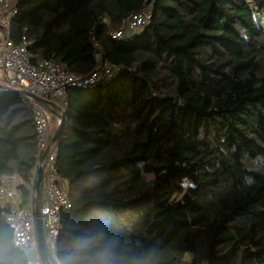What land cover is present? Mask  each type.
<instances>
[{"label":"trees","instance_id":"1","mask_svg":"<svg viewBox=\"0 0 264 264\" xmlns=\"http://www.w3.org/2000/svg\"><path fill=\"white\" fill-rule=\"evenodd\" d=\"M146 5L141 30L109 34ZM10 38L75 74L95 45L119 67L67 90L61 264H264V0H16ZM36 162L30 101L1 91L0 184H19L0 264H28L6 212L28 204Z\"/></svg>","mask_w":264,"mask_h":264},{"label":"built area","instance_id":"2","mask_svg":"<svg viewBox=\"0 0 264 264\" xmlns=\"http://www.w3.org/2000/svg\"><path fill=\"white\" fill-rule=\"evenodd\" d=\"M16 0H0V91L24 90L30 94L52 102L60 100L67 105V90L72 87H83L104 78L112 77L118 66L104 60L102 50L95 45L93 52L96 62L94 68L86 74L70 72L63 64L51 59H41L32 53L28 43L15 44L10 38L11 18L14 14ZM151 5L127 15L119 30H109L112 37H128L141 30L151 18ZM106 23V19H104ZM32 108L36 133L37 162L36 169L43 170L42 181L44 202L39 205L44 241L48 255L54 264L58 260L56 247L57 236L61 228V214L71 207L65 182L56 167L57 146L51 142V122L55 117L56 125L60 117L55 115L54 105L41 103L28 98ZM45 153L43 159L42 155ZM19 179L15 174L3 175L0 184V203L11 202L16 193ZM34 183L31 185V196L27 205L14 204L6 212V222L12 231L13 245L24 252L28 264H42L36 237L34 214Z\"/></svg>","mask_w":264,"mask_h":264},{"label":"water","instance_id":"3","mask_svg":"<svg viewBox=\"0 0 264 264\" xmlns=\"http://www.w3.org/2000/svg\"><path fill=\"white\" fill-rule=\"evenodd\" d=\"M13 93H16L21 96H25L26 98H33L44 104L51 103L49 100L45 98L30 94L29 92L24 91V90H15L13 91ZM53 112L55 115H58L60 117V123L58 124L56 130L53 132L51 136V142H58V139L63 130V121L65 119L66 109L64 111H61L60 113H58L56 110H53ZM44 155L45 153L42 155L41 159H43ZM42 174H43V170L41 166H38V168L36 169V179H35V185H34V191H35L34 214H35V224H36V237H37V243H38L41 263L51 264V261L49 259V255H48V252L45 246L44 231L42 228L41 215H40V210H39V196H40V184L42 180Z\"/></svg>","mask_w":264,"mask_h":264},{"label":"crops","instance_id":"4","mask_svg":"<svg viewBox=\"0 0 264 264\" xmlns=\"http://www.w3.org/2000/svg\"><path fill=\"white\" fill-rule=\"evenodd\" d=\"M53 105H54V108L55 110L60 113L61 111H64L65 110V106L63 104H59V102L57 101V99H54L52 102H51ZM41 184H40V187H41V194L39 196V202L42 204L44 202V188H43V181L41 180ZM66 185V184H65ZM35 198V191L33 193V199Z\"/></svg>","mask_w":264,"mask_h":264},{"label":"rangeland","instance_id":"5","mask_svg":"<svg viewBox=\"0 0 264 264\" xmlns=\"http://www.w3.org/2000/svg\"><path fill=\"white\" fill-rule=\"evenodd\" d=\"M0 92H1V91H0ZM57 101L59 102V104H63L60 100L57 99ZM56 128H57L56 120H55V117H53V118H52V122H51V131L54 132V130H56ZM13 200L16 201V197L13 198ZM15 201H14V202H15ZM53 264H54V262H53Z\"/></svg>","mask_w":264,"mask_h":264}]
</instances>
